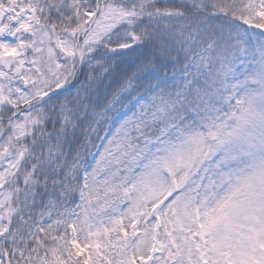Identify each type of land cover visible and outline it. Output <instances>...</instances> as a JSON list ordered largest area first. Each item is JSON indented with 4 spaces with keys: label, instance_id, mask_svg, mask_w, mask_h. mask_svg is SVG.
Listing matches in <instances>:
<instances>
[{
    "label": "snow or ice",
    "instance_id": "6c2138e0",
    "mask_svg": "<svg viewBox=\"0 0 264 264\" xmlns=\"http://www.w3.org/2000/svg\"><path fill=\"white\" fill-rule=\"evenodd\" d=\"M0 264H264V0H0Z\"/></svg>",
    "mask_w": 264,
    "mask_h": 264
}]
</instances>
